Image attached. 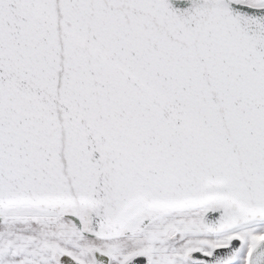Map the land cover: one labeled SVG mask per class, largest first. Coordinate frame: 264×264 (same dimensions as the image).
Returning a JSON list of instances; mask_svg holds the SVG:
<instances>
[{
  "label": "snow or ice",
  "instance_id": "1",
  "mask_svg": "<svg viewBox=\"0 0 264 264\" xmlns=\"http://www.w3.org/2000/svg\"><path fill=\"white\" fill-rule=\"evenodd\" d=\"M0 264H264V0H0Z\"/></svg>",
  "mask_w": 264,
  "mask_h": 264
}]
</instances>
